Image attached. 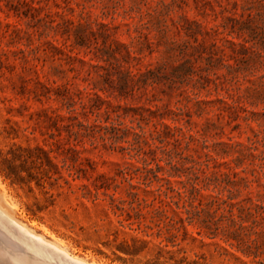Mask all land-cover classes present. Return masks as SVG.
<instances>
[{
  "label": "rangeland",
  "instance_id": "obj_1",
  "mask_svg": "<svg viewBox=\"0 0 264 264\" xmlns=\"http://www.w3.org/2000/svg\"><path fill=\"white\" fill-rule=\"evenodd\" d=\"M0 206L87 263L264 264V0H0Z\"/></svg>",
  "mask_w": 264,
  "mask_h": 264
},
{
  "label": "bare ground",
  "instance_id": "obj_2",
  "mask_svg": "<svg viewBox=\"0 0 264 264\" xmlns=\"http://www.w3.org/2000/svg\"><path fill=\"white\" fill-rule=\"evenodd\" d=\"M43 260L55 264H95L74 257L57 242L37 235L0 206V264H44Z\"/></svg>",
  "mask_w": 264,
  "mask_h": 264
}]
</instances>
